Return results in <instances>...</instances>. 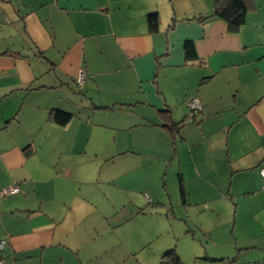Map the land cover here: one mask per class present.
Instances as JSON below:
<instances>
[{
  "label": "crops",
  "instance_id": "1",
  "mask_svg": "<svg viewBox=\"0 0 264 264\" xmlns=\"http://www.w3.org/2000/svg\"><path fill=\"white\" fill-rule=\"evenodd\" d=\"M216 1L0 0L4 264H264V0Z\"/></svg>",
  "mask_w": 264,
  "mask_h": 264
},
{
  "label": "trees",
  "instance_id": "2",
  "mask_svg": "<svg viewBox=\"0 0 264 264\" xmlns=\"http://www.w3.org/2000/svg\"><path fill=\"white\" fill-rule=\"evenodd\" d=\"M245 16H246V5L244 0H217L213 7L212 14L203 18L205 19L216 18L223 20L227 23L229 32L237 33L239 28L245 22ZM199 20H201V18H199ZM158 22L159 21L157 14L147 15V23L150 32L152 33L157 32ZM76 84L78 83L76 82ZM166 112L167 111H162V113L164 114H166ZM194 118H192L189 121L194 120ZM51 119L59 126H65L70 121L71 114L56 110L51 114ZM177 129L178 126H176V130ZM179 191L180 194H183V187L181 183H179ZM163 259H170V261L168 263L162 262V264H180L178 257L172 250L166 252Z\"/></svg>",
  "mask_w": 264,
  "mask_h": 264
},
{
  "label": "built area",
  "instance_id": "3",
  "mask_svg": "<svg viewBox=\"0 0 264 264\" xmlns=\"http://www.w3.org/2000/svg\"><path fill=\"white\" fill-rule=\"evenodd\" d=\"M83 79H84V76L82 74L78 77L77 83L81 85L83 82ZM186 107L188 109L187 120H191L192 118H194V116L201 110V104L197 98L188 99L186 102ZM260 176L264 180V169L260 170ZM19 192H20V189L17 185L9 186L7 188L0 190V198L4 199L9 196H14L18 194ZM5 245H6L5 241L3 240L0 241V251L4 249ZM0 264H4V262L1 259H0Z\"/></svg>",
  "mask_w": 264,
  "mask_h": 264
}]
</instances>
